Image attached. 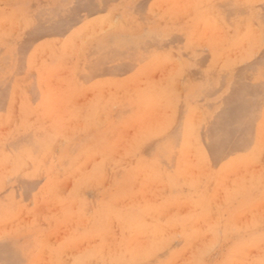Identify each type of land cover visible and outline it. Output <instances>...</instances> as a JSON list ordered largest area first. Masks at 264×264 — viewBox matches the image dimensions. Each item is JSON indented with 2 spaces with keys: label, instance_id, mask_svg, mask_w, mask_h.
<instances>
[{
  "label": "rangeland",
  "instance_id": "1",
  "mask_svg": "<svg viewBox=\"0 0 264 264\" xmlns=\"http://www.w3.org/2000/svg\"><path fill=\"white\" fill-rule=\"evenodd\" d=\"M263 94L264 0H0V264H264Z\"/></svg>",
  "mask_w": 264,
  "mask_h": 264
},
{
  "label": "bare ground",
  "instance_id": "2",
  "mask_svg": "<svg viewBox=\"0 0 264 264\" xmlns=\"http://www.w3.org/2000/svg\"><path fill=\"white\" fill-rule=\"evenodd\" d=\"M76 4V3H75ZM143 9V8H142ZM18 10V9H17ZM201 10H203V9H201ZM142 12V11H141ZM66 13V12H65ZM213 14V13H212ZM19 15V14H18ZM21 15V14H20ZM67 15V14H66ZM141 15V14H140ZM15 16H17L16 14H15ZM116 17V16H115ZM37 18V17H36ZM113 18H114V16H113ZM151 18V17H150ZM17 20H18V18H16ZM176 22V21H175ZM245 22V21H244ZM19 23V22H18ZM108 23V22H107ZM16 24V23H15ZM94 24V23H93ZM14 25V24H13ZM248 25H249V23H248ZM21 26V25H20ZM86 26V25H85ZM29 27V26H28ZM48 27V26H47ZM225 27V26H224ZM252 27V26H251ZM88 28V27H87ZM99 29V28H98ZM105 29V28H104ZM256 29H254V31H255ZM6 31H9V30H6ZM5 31V32H6ZM11 31V30H10ZM44 31V30H43ZM68 31V30H67ZM252 31V30H251ZM258 31V30H257ZM101 32V31H100ZM9 33V32H8ZM77 33L78 32H76L75 34L77 35ZM91 33V32H90ZM97 33V32H96ZM45 34V33H44ZM85 34V33H84ZM34 35V34H33ZM56 35V34H55ZM29 36V35H28ZM92 36V35H91ZM251 36V35H250ZM71 37V36H70ZM106 37V36H105ZM172 37V36H171ZM260 37V36H259ZM26 38V37H25ZM74 38V37H73ZM177 38V37H176ZM101 39V38H100ZM72 40V39H71ZM173 40V39H172ZM69 41V40H68ZM74 41V40H73ZM91 41V40H90ZM89 41V42H90ZM101 41V40H100ZM105 41V40H104ZM75 42H78V41H76L75 40ZM67 43H69V42H67ZM67 43H66V46H67ZM79 43V42H78ZM87 43V42H86ZM43 44V43H42ZM71 44V43H70ZM70 44H68V45H70ZM92 44V43H91ZM244 44V43H243ZM242 44V45H243ZM56 45V44H55ZM78 45V44H77ZM94 45V44H93ZM232 45V44H231ZM251 48H252V46H250ZM71 48V47H70ZM78 49L80 48L79 46L77 47ZM249 48V47H248ZM21 49V48H20ZM253 49V48H252ZM75 50H76V48H75ZM245 50V49H244ZM251 51V50H250ZM255 51V50H254ZM83 52V51H82ZM99 52V51H98ZM234 52H235V50H234ZM68 53V52H67ZM235 53H237V52H235ZM250 53H252V52H248V55L250 54ZM37 54V53H36ZM66 54V53H65ZM95 54H97V53H95ZM102 54V53H101ZM253 54V53H252ZM104 55V54H103ZM241 55V53L239 54V56ZM247 55V54H246ZM251 55V54H250ZM67 56V55H66ZM85 56V55H84ZM214 56V55H213ZM233 56V55H232ZM236 56V55H235ZM241 56H243V54L241 55ZM62 57V56H61ZM100 57V56H99ZM112 57V56H111ZM218 57V56H217ZM250 57V56H249ZM236 58H238L237 56L236 57H234V58H232L233 59V62L236 60ZM62 59V58H61ZM220 59H222V58H220ZM235 59V60H234ZM239 59V58H238ZM248 59V58H247ZM240 60V59H239ZM24 61V60H23ZM237 61V60H236ZM243 61V60H242ZM105 62V61H104ZM215 62V61H214ZM224 62V61H223ZM229 62V61H228ZM237 63H239V62H237ZM237 63H233V64H237ZM104 64V63H103ZM217 64V63H216ZM216 64H214V65H216ZM220 64V63H219ZM241 64H243V63H241ZM241 64H239V65H241ZM199 65V64H198ZM211 65H213V64H211ZM229 66L231 65L230 63L228 64ZM218 66V65H217ZM232 66H234V65H232ZM237 66V65H236ZM242 66V65H241ZM215 67V66H214ZM228 67V66H227ZM59 68V67H58ZM64 68V67H63ZM200 68V67H199ZM218 68V67H217ZM230 68H232V67H230ZM234 68H237V67H235L234 66ZM242 68V67H241ZM226 69H228V68H226ZM40 71V70H39ZM237 71V70H236ZM228 72V71H227ZM234 72V71H233ZM233 72H231V73H233ZM43 73V72H42ZM63 75V74H62ZM221 75V74H220ZM95 76V75H94ZM100 76V75H99ZM102 76V75H101ZM233 76V75H232ZM54 78V77H53ZM177 79V78H176ZM51 82V81H50ZM237 82V81H236ZM178 84H179V82H178ZM59 87V86H58ZM62 88V87H61ZM63 90V89H62ZM164 90V89H163ZM57 91H59V90H57ZM17 93V92H16ZM152 93V96H150V94ZM151 93H149V95H147V96H150V97H153V91H151ZM165 93V92H164ZM15 94V93H14ZM165 94H168L167 92L165 93ZM254 94V93H253ZM264 95V94H263ZM44 97V96H43ZM150 97H148V98H150ZM86 98V97H85ZM144 98V97H143ZM154 98V97H153ZM242 98V97H241ZM260 98V97H259ZM140 99V98H139ZM48 100V99H47ZM51 100V99H50ZM145 100H146V98H145ZM144 100V102L146 103V101ZM154 100V99H153ZM67 101V100H66ZM143 101V100H142ZM141 101V102H142ZM148 101V100H147ZM166 101V100H165ZM48 102H50V101H48ZM54 102V101H53ZM58 102V101H57ZM46 102L44 101V104H45ZM109 103V102H108ZM147 103H149V102H147ZM229 103V102H228ZM252 103V102H251ZM47 104V103H46ZM45 104V105H46ZM144 104V103H143ZM237 104V103H236ZM43 105V104H42ZM51 105H53V104H51ZM146 105V104H145ZM144 105V106H145ZM62 106V105H61ZM60 106V107H61ZM68 106V105H67ZM49 107V106H48ZM59 107V108H60ZM93 107H96V105L95 106H93ZM99 107V106H98ZM106 107V106H105ZM250 107V106H249ZM46 108V107H45ZM55 108V107H54ZM64 108V107H63ZM40 109V108H39ZM61 109V108H60ZM65 109V108H64ZM92 109V108H91ZM94 109V108H93ZM102 109V108H101ZM101 109H100V111H101ZM50 109H48V111H49ZM58 110V109H57ZM193 110V109H192ZM21 111V110H20ZM47 111V110H46ZM53 111V110H52ZM59 111V110H58ZM90 111V110H89ZM27 112V111H26ZM92 112V111H91ZM194 112V111H193ZM21 113H22V111H21ZM72 113V112H71ZM102 113V112H101ZM252 113V112H251ZM89 114V113H88ZM192 116V115H191ZM55 118V117H54ZM102 118V117H101ZM59 119V118H58ZM192 119V118H191ZM254 119V118H253ZM195 120V119H194ZM55 122V121H54ZM39 123V122H38ZM52 123V122H51ZM193 123H195V121L193 122ZM253 123V122H252ZM60 124V123H59ZM195 125H196V123H195ZM54 126V125H53ZM57 126V125H56ZM86 127V126H85ZM193 127H194V125H193ZM226 128V127H225ZM54 129H56V128H54ZM86 129V128H85ZM58 131V130H57ZM62 131V130H61ZM194 131V130H193ZM159 132V131H158ZM218 132V131H217ZM196 133V132H195ZM260 133V132H259ZM258 133V134H259ZM56 134H58V133H56ZM59 135V134H58ZM187 135V134H186ZM201 135V134H200ZM47 136H48V134H47ZM188 136V135H187ZM226 136V135H225ZM58 137V136H57ZM196 137V136H195ZM207 137V136H206ZM54 138V137H53ZM180 138V137H179ZM221 138V137H220ZM185 139V138H184ZM184 139L182 140L183 142H184ZM44 140V139H43ZM61 140V139H60ZM191 140V139H190ZM218 140V139H217ZM37 141V140H36ZM186 141V140H185ZM194 141V140H193ZM258 141V140H257ZM40 142H42V141H40ZM207 142H209V141H207ZM99 143V142H98ZM227 143V142H226ZM185 144V143H184ZM35 145V147H36V144H34ZM182 145H183V143H182ZM193 145V144H192ZM191 145V146H192ZM181 148V147H180ZM36 149V148H35ZM37 150V149H36ZM181 150V149H180ZM179 150V151H180ZM42 151V150H41ZM9 152V151H8ZM46 152V151H45ZM11 153V152H10ZM20 153V152H19ZM191 155V154H190ZM212 155V154H211ZM44 156V155H43ZM27 157V156H26ZM19 159V158H18ZM220 159V158H219ZM21 160V159H20ZM43 160V159H42ZM244 161V160H243ZM111 162V161H110ZM211 162V161H210ZM257 162V161H256ZM8 163V162H7ZM36 163V162H35ZM41 163V162H40ZM183 163V162H182ZM229 167V166H228ZM227 167V168H228ZM204 168V167H203ZM230 168V167H229ZM253 168V167H252ZM15 169V168H14ZM74 169V168H73ZM244 169V168H243ZM63 171V170H62ZM187 171V170H186ZM211 171V170H210ZM206 172V171H205ZM59 175V174H58ZM236 176V175H235ZM216 177V176H215ZM88 178V177H87ZM235 178V177H234ZM24 180V179H23ZM86 180V179H85ZM92 181V180H91ZM196 182V181H195ZM212 182V181H211ZM93 183H94V181H93ZM92 183V184H93ZM259 183V182H258ZM198 184H200V183H198ZM212 184V183H211ZM253 184V183H252ZM247 185V184H246ZM242 186V185H241ZM234 188V187H233ZM261 188V187H260ZM82 189V188H81ZM145 189V188H144ZM31 190V189H30ZM44 190V189H43ZM233 191V190H232ZM62 192H64V191H62ZM79 192V191H78ZM116 193V192H115ZM79 194V193H78ZM145 195V194H144ZM234 195V194H233ZM238 196V195H237ZM213 197V196H212ZM225 198H227L226 196H225ZM229 201V200H228ZM75 202V201H74ZM113 203V202H112ZM202 203V202H201ZM206 203V202H205ZM53 204V203H52ZM84 204V203H83ZM218 204H220V203H218ZM210 205V204H209ZM221 206V205H220ZM72 207V206H71ZM89 209V208H88ZM86 210V209H85ZM217 210V209H216ZM88 211V210H87ZM247 216V215H246ZM66 218V217H65ZM90 219V218H89ZM134 219V218H133ZM214 219V218H213ZM256 219V218H255ZM118 220V219H117ZM14 222V221H13ZM220 222V221H219ZM262 222V221H261ZM216 223H217V219H216ZM199 224V223H198ZM197 224V225H198ZM9 225V224H8ZM84 225V224H83ZM3 226V225H2ZM248 226V225H247ZM226 227H228V226H226ZM222 228H223V225H222ZM68 229V228H67ZM214 229V228H213ZM217 229V228H216ZM219 229V228H218ZM262 230V229H261ZM193 232V231H192ZM190 234V233H189ZM195 234V233H194ZM190 235H193V234H190ZM228 235V234H227ZM163 236V235H162ZM97 237V236H96ZM182 237H185V236H182ZM193 237H194V235H193ZM264 237V236H263ZM186 238V237H185ZM199 238V237H198ZM65 239H67V238H65ZM187 239H188V237H187ZM217 239H218V237H217ZM255 239H256V237H255ZM262 240H263V238H262ZM250 241V240H249ZM71 243V242H70ZM79 244V243H78ZM69 246V245H68ZM258 247V246H257ZM1 249V248H0ZM79 249V248H78ZM44 251V250H43ZM100 252V251H99ZM73 254V253H72ZM60 255V254H59ZM100 255V254H99ZM43 256V255H42ZM254 256V255H253ZM91 257V256H90ZM103 257V256H102ZM263 257V256H262ZM26 258V257H25ZM39 258V257H38ZM96 258V257H95ZM99 258H101V256H99ZM81 259H83V258H80V260ZM85 260H86V258H84ZM56 262V261H55ZM80 262V261H79ZM78 262V263H79ZM83 261H81V263H82ZM88 262V261H87ZM261 262V261H260ZM83 263H85V262H83ZM46 264V263H45ZM75 264H77V263H75ZM96 264V263H95Z\"/></svg>",
  "mask_w": 264,
  "mask_h": 264
}]
</instances>
